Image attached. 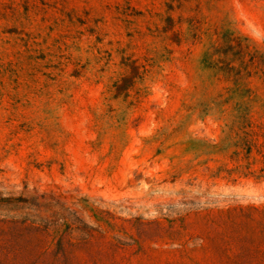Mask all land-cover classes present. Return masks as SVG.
Here are the masks:
<instances>
[{"label": "rangeland", "instance_id": "374dc122", "mask_svg": "<svg viewBox=\"0 0 264 264\" xmlns=\"http://www.w3.org/2000/svg\"><path fill=\"white\" fill-rule=\"evenodd\" d=\"M0 264H264V0H0Z\"/></svg>", "mask_w": 264, "mask_h": 264}]
</instances>
